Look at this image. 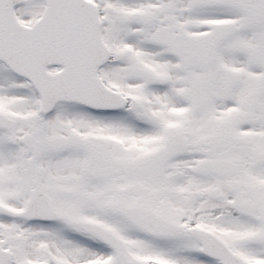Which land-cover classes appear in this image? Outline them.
Instances as JSON below:
<instances>
[{
    "label": "snow or ice",
    "instance_id": "snow-or-ice-1",
    "mask_svg": "<svg viewBox=\"0 0 264 264\" xmlns=\"http://www.w3.org/2000/svg\"><path fill=\"white\" fill-rule=\"evenodd\" d=\"M0 264H264V0H0Z\"/></svg>",
    "mask_w": 264,
    "mask_h": 264
}]
</instances>
